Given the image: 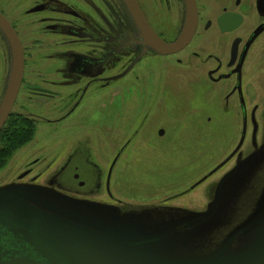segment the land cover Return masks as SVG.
I'll return each instance as SVG.
<instances>
[{
  "label": "rangeland",
  "instance_id": "1",
  "mask_svg": "<svg viewBox=\"0 0 264 264\" xmlns=\"http://www.w3.org/2000/svg\"><path fill=\"white\" fill-rule=\"evenodd\" d=\"M262 38L245 61L248 91L261 101V108ZM206 56L187 52L150 56L145 63V86L135 79L109 87L99 85L98 99L86 109L84 118L72 125L82 131L76 140L68 141L62 131L50 132L47 121L39 119L34 136L3 160L0 188L25 186L34 180L24 190L53 204L56 212L41 203L36 205L78 224L95 217L100 223L93 221L96 228L103 232H92V244L111 264H264V221L255 224L254 219L258 212L264 214V114L260 113L255 128L251 117L244 120L211 106V100L225 109L235 104L224 96L226 85L194 76L202 71L190 64L206 62ZM178 57L184 59L183 65ZM194 80L210 84L214 98H207L194 86ZM162 86L165 105L149 114L138 126L142 130L145 123L146 128L135 134L131 131L134 125L127 127L125 119L129 125L135 122L144 98L155 96ZM200 88L203 91L204 87ZM15 108L31 112L27 104ZM128 132L132 140L116 162L111 195L106 187L107 173ZM58 141L64 144V154L50 147L49 143ZM46 147L53 148L47 151L48 162H56L50 163L45 177H19L28 160ZM242 160L238 171L224 183L215 214L178 229L211 206L220 180ZM55 172L64 175L62 189L49 182ZM74 172L79 173V179Z\"/></svg>",
  "mask_w": 264,
  "mask_h": 264
},
{
  "label": "flooded vegetation",
  "instance_id": "2",
  "mask_svg": "<svg viewBox=\"0 0 264 264\" xmlns=\"http://www.w3.org/2000/svg\"><path fill=\"white\" fill-rule=\"evenodd\" d=\"M131 1H136L141 7L160 37L168 41L179 37L187 19L186 0ZM196 4L198 23L192 39L176 52L162 53L148 44L147 31L138 24L128 0H0V104L13 61L8 30L19 36L25 57L22 83L11 113L23 114L36 120L37 124L39 119H45L50 132L62 131L68 141L73 137L76 140V135L82 133L72 125L74 121L84 118L86 109L98 99L95 93L99 85L109 87L117 81L127 83L135 79L145 86V63L150 56H171L184 52L199 58L207 54L204 57L206 62L197 66L190 64L202 71L200 74L194 73V76L214 85H226L224 96L227 102L231 101L235 106L230 105L225 109L221 107L222 104L212 100L209 104L218 106L222 113L227 111L244 120L251 117L256 128L260 113L264 114V101L261 108V101L248 91L245 61L256 41L264 37V0H196ZM220 53L224 54L221 59ZM177 59L183 65L184 59ZM192 82L206 93L207 98H214L211 96L214 89L210 84H199L198 80ZM200 86L204 87L203 91ZM142 91L146 92V89L142 88ZM163 92L162 86V90L159 88L156 94L160 95L159 98L153 94L144 98L136 111L135 122L129 125L130 121L125 119L127 127L134 125L131 131L135 134L146 128L145 123L142 130L138 126L146 121L149 114H155L159 106L165 105L161 99ZM16 104L29 105L31 112L26 114L16 110ZM116 123L118 120L113 124ZM102 130L107 128L103 127ZM106 134L107 131L104 132ZM110 134L113 135L112 132ZM103 139L107 141L106 137ZM131 140L128 132L127 139L120 145L109 166L106 187L111 195L113 170L121 152L128 149ZM49 144L60 150V155L64 154V144H60V141ZM52 149L41 148L28 160L19 177L26 172L23 176H29L31 180L44 178L47 168L52 165L50 163L56 162L54 159L47 160V151ZM242 162L244 160L240 164ZM73 175L76 178L80 176L78 172ZM52 176L49 182L62 189L64 175L55 172ZM31 183H35L34 180L28 185L18 186L15 194L55 211L53 204L45 203L28 192L23 194V188L30 187ZM48 211L56 212L52 209Z\"/></svg>",
  "mask_w": 264,
  "mask_h": 264
},
{
  "label": "water",
  "instance_id": "3",
  "mask_svg": "<svg viewBox=\"0 0 264 264\" xmlns=\"http://www.w3.org/2000/svg\"><path fill=\"white\" fill-rule=\"evenodd\" d=\"M186 1L187 19L184 28L179 37L168 41L155 33L136 1L128 0L138 24L147 31L148 44L162 53H172L182 49L196 31L198 23L196 0ZM7 32L12 45L13 61L10 79L0 104V130L7 121L17 98L25 64L24 50L19 36L8 30ZM161 132L164 130L162 129ZM240 163L241 161L220 180L211 206L202 214L180 224L181 227L178 229L203 222L215 214L222 187L227 179L238 171ZM17 188H0V264H111L101 251L97 250L95 243L92 244L94 242L91 237L92 232L96 230L103 232L96 228L93 221L98 222V220L95 217L87 222L81 220V224H78L34 202L26 201V198H20L15 194ZM25 193L27 191L23 194ZM260 212L254 218L255 224H260V220L264 221V214ZM88 222L90 223L86 225Z\"/></svg>",
  "mask_w": 264,
  "mask_h": 264
},
{
  "label": "trees",
  "instance_id": "4",
  "mask_svg": "<svg viewBox=\"0 0 264 264\" xmlns=\"http://www.w3.org/2000/svg\"><path fill=\"white\" fill-rule=\"evenodd\" d=\"M35 130L36 120L20 113H11L0 130V166L7 155L34 136Z\"/></svg>",
  "mask_w": 264,
  "mask_h": 264
}]
</instances>
